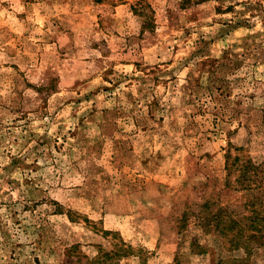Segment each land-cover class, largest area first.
Returning <instances> with one entry per match:
<instances>
[{
	"label": "rangeland",
	"instance_id": "rangeland-1",
	"mask_svg": "<svg viewBox=\"0 0 264 264\" xmlns=\"http://www.w3.org/2000/svg\"><path fill=\"white\" fill-rule=\"evenodd\" d=\"M233 157L264 163V0H0V264L102 231L116 264H264L215 228L253 215Z\"/></svg>",
	"mask_w": 264,
	"mask_h": 264
},
{
	"label": "trees",
	"instance_id": "trees-1",
	"mask_svg": "<svg viewBox=\"0 0 264 264\" xmlns=\"http://www.w3.org/2000/svg\"><path fill=\"white\" fill-rule=\"evenodd\" d=\"M231 162L232 167L237 171V175L233 182L236 183L241 190L254 193L251 196L252 200L249 201V207L252 208L251 212L253 215L249 219V225L245 227L240 221L231 220L226 210L218 209L214 217L215 228L220 232L227 231L229 233L234 231V228L236 229L235 235L232 237L231 234L227 240V243L233 248H258L264 245V222H262L263 217L259 215L264 208V198H260L264 187V163L255 165L248 158L242 159L238 157H233ZM228 174L230 173L227 172V175ZM247 230L257 235L254 237L250 236V238L244 241L243 234ZM101 233L109 237L112 241L111 244H108L109 249L104 250L98 246L96 248V255L91 258H86L78 252V246H74L71 250L76 253V260H80V258L84 257L85 261L83 264H116L117 261L131 257L135 253L131 247L124 244L120 238H117L115 233L110 231H102ZM250 239L253 240L251 246L247 245V241ZM173 264L177 263L174 262Z\"/></svg>",
	"mask_w": 264,
	"mask_h": 264
}]
</instances>
